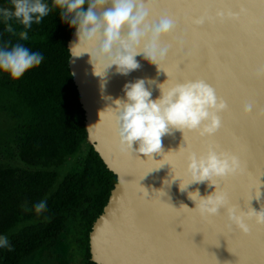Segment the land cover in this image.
Segmentation results:
<instances>
[{
    "label": "water",
    "instance_id": "95a60500",
    "mask_svg": "<svg viewBox=\"0 0 264 264\" xmlns=\"http://www.w3.org/2000/svg\"><path fill=\"white\" fill-rule=\"evenodd\" d=\"M147 12L150 23L167 16L176 25L161 38L168 52L159 69L141 55L135 58L138 69L123 75L112 66L101 77L87 54L73 58L69 51L88 141L117 175L89 234L91 259L97 264H264V224L247 220L250 231L244 234L228 227L224 209L215 217L202 216L188 195L198 190L206 197L217 190L244 211L264 208V77L258 75L264 67V0H155ZM200 19L203 23H196ZM74 40L75 30L69 49ZM137 79L145 80L152 99L160 88L206 82L227 104L218 113L220 128L205 136L172 130L152 157L122 151L113 101ZM246 104L251 112L244 111ZM209 145L238 156L241 170L213 178L216 186L204 181L182 191L180 186L191 182L188 154H203Z\"/></svg>",
    "mask_w": 264,
    "mask_h": 264
},
{
    "label": "clouds",
    "instance_id": "9594fccd",
    "mask_svg": "<svg viewBox=\"0 0 264 264\" xmlns=\"http://www.w3.org/2000/svg\"><path fill=\"white\" fill-rule=\"evenodd\" d=\"M153 3L155 0H52L49 5L43 0H11V8H0V17L5 30L13 33L9 21H17L27 30L56 10L61 19L75 29L76 40L69 49L73 58L87 54L97 76L104 77L112 66L118 73L127 75L140 67L135 59L137 56L142 55L143 59L159 69V62L168 52V47H161L160 41L173 32L176 25L167 16H161L155 23L148 22L147 8ZM196 23H203V19ZM19 37L27 40V31H21ZM42 60V54L32 52L20 43L0 47V73L6 74L12 81L38 67ZM258 75L264 77V67L259 69ZM160 90V96L152 99L145 80L137 79L124 85L122 99L113 101L116 107L111 108L122 151L131 149L152 157L161 151V138L172 130H194L205 136L214 134L220 128L218 113L225 110L227 104L204 81H188L166 91ZM251 110L252 105L246 104L244 111ZM240 170L238 156L217 151L214 145H209L203 154H188L186 172L191 182L183 188L180 186V189L183 191L190 184L204 181H208L210 186L215 185L213 178L234 175ZM188 195L196 204L194 209L202 216L215 217L224 209L230 222L228 227L234 225L244 234L250 231L247 220L254 219L257 224H264V208L257 211L250 206L251 211H244L232 205L222 191L215 190L206 197H201L198 190ZM260 196L259 189L256 199L259 200ZM45 207L44 201L39 202L35 206L36 213H41ZM8 246L7 237H0V247Z\"/></svg>",
    "mask_w": 264,
    "mask_h": 264
},
{
    "label": "trees",
    "instance_id": "16d2710c",
    "mask_svg": "<svg viewBox=\"0 0 264 264\" xmlns=\"http://www.w3.org/2000/svg\"><path fill=\"white\" fill-rule=\"evenodd\" d=\"M43 2L51 5L52 0ZM3 7L11 8V0H0ZM9 23L13 33L5 30L0 17V47L20 43L43 56L41 64L19 80L0 73V111L15 122L21 160L40 168L26 179L28 188L46 195L57 177L51 168L74 154L82 143L88 142L89 149L78 166L43 197L46 207L39 214L35 210L21 212L14 206L9 192L14 169L0 166V237L19 227L8 236L9 246L0 247V264H22L52 245L70 219L76 222V240L85 264H97L91 259L89 234L117 175L88 141L85 110L69 67L68 41L75 29L56 10L27 30L17 21ZM21 31H27V40L20 39Z\"/></svg>",
    "mask_w": 264,
    "mask_h": 264
},
{
    "label": "rangeland",
    "instance_id": "374dc122",
    "mask_svg": "<svg viewBox=\"0 0 264 264\" xmlns=\"http://www.w3.org/2000/svg\"><path fill=\"white\" fill-rule=\"evenodd\" d=\"M16 138L15 122L6 113L0 111V166L14 169L12 184L9 187L13 204L21 212L29 213L35 210V206L42 201L43 197L50 195L51 191L58 186L69 170L78 166L79 161L86 155L89 145L88 142L82 143L74 154L65 157L58 165L51 168L52 171L56 172L57 177L54 186L46 195L42 196L39 192H32L26 184L29 175L40 168L27 165L21 160ZM11 232L3 237L8 238ZM76 239V222L74 219H70L55 243L38 250L24 260L22 264H85L81 248Z\"/></svg>",
    "mask_w": 264,
    "mask_h": 264
},
{
    "label": "snow or ice",
    "instance_id": "6c2138e0",
    "mask_svg": "<svg viewBox=\"0 0 264 264\" xmlns=\"http://www.w3.org/2000/svg\"><path fill=\"white\" fill-rule=\"evenodd\" d=\"M150 22V21H149ZM206 83V82H205Z\"/></svg>",
    "mask_w": 264,
    "mask_h": 264
}]
</instances>
